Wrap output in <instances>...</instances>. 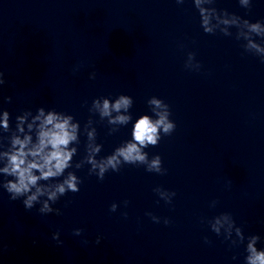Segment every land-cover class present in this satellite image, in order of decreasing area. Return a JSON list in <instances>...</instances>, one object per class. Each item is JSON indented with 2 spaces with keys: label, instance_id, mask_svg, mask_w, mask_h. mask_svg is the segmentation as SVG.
Returning a JSON list of instances; mask_svg holds the SVG:
<instances>
[{
  "label": "clouds",
  "instance_id": "clouds-1",
  "mask_svg": "<svg viewBox=\"0 0 264 264\" xmlns=\"http://www.w3.org/2000/svg\"><path fill=\"white\" fill-rule=\"evenodd\" d=\"M194 7L200 16V26L206 34H216L217 31L224 36L231 37L235 28V39L244 41L242 48L245 53L257 56L264 63V21L251 22L227 10H217L212 6L215 0H192ZM241 7L250 9L252 0H238ZM177 4H183L184 0H176ZM257 37L260 41H257ZM185 68L190 71H199L201 64L196 60L194 52L187 53ZM90 78L94 79L95 74ZM6 83L3 71H0V88ZM10 103L11 96L3 97ZM133 98L120 94L114 100L108 97H97L92 100L89 112L98 115L101 121L106 120L110 127L109 134L118 131L120 126H126L132 121L130 109L133 106ZM147 104L153 115L139 116L131 129V139L123 141L114 151L105 157L97 159L102 150V144L96 142L97 131L93 126L94 121L90 117L84 126L83 132L87 137L85 155L75 163L76 169L84 165H90L89 175H95L103 180L109 171L119 172L121 167L128 165H142L150 173L164 175L167 169L163 167V161L159 154L149 157L145 151L149 146L159 144L162 134L170 136L176 128V124L170 119V106L161 98L152 96ZM2 133H9L6 137ZM81 127L71 114L58 112L54 108L38 107L32 110H24L15 117V127L11 124V114L0 107V188L9 194V199L16 201L22 198L25 210L33 209L40 205L38 212L41 215L55 213L60 215L59 208H53L62 196L68 192L80 191L82 180L75 172L67 171L73 167V158L78 154L80 144ZM7 140V145L4 141ZM10 177V179H9ZM62 177V179H60ZM153 191L164 200L166 204L172 203L176 195L174 191L156 187ZM127 207L128 201L125 200ZM217 201L211 202L215 207ZM118 205L111 204L110 211L115 212ZM127 217V213H123ZM153 222L159 223L160 217L151 212L146 213ZM164 224L170 223L164 218ZM210 230L217 236H223L231 242L232 246H239L247 240L244 264H264V249H258L259 235L245 237L240 226H237L231 213L223 212L207 220ZM83 229L76 228L73 235L80 236ZM233 236L235 238H233ZM52 239L57 244H62L59 231L54 232ZM101 237L96 238V243L101 242ZM205 243L211 241L205 237ZM86 242V241H85ZM235 259V257H233Z\"/></svg>",
  "mask_w": 264,
  "mask_h": 264
}]
</instances>
